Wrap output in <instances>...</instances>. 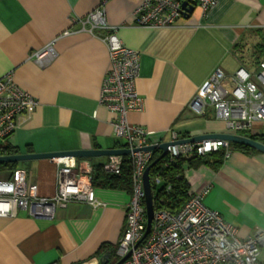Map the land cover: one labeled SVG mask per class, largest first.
Wrapping results in <instances>:
<instances>
[{
  "label": "crops",
  "instance_id": "0c3cea01",
  "mask_svg": "<svg viewBox=\"0 0 264 264\" xmlns=\"http://www.w3.org/2000/svg\"><path fill=\"white\" fill-rule=\"evenodd\" d=\"M103 1L107 23L118 28L126 48L139 54L136 91L143 109L129 113L128 123L150 131L151 145L168 143L171 132L179 140L232 134L211 108L197 116L188 106L215 69L231 76L243 68L254 80L256 62L264 59L257 52L264 44V0H217L206 17L195 9L176 25L159 29L133 25L140 0H0V78L12 73L15 84L37 101L18 119L7 142L16 155L122 150L111 125L115 116L99 103L109 71L104 44L82 32L60 37L76 30L73 21ZM54 40V60L40 66L29 59ZM245 52L249 59L244 62ZM233 135H264V123ZM107 158H75L76 169L88 172L91 180L94 168H102ZM16 164L38 197L55 194L56 166L51 160ZM183 177L191 194L209 187L204 205L233 225L240 237L264 231V154L231 150L217 170L184 166ZM93 188L101 208L70 204L57 209L50 221L23 211L0 218V264L100 262L104 256L95 254L101 245L117 246L131 192Z\"/></svg>",
  "mask_w": 264,
  "mask_h": 264
},
{
  "label": "built area",
  "instance_id": "2783aa9c",
  "mask_svg": "<svg viewBox=\"0 0 264 264\" xmlns=\"http://www.w3.org/2000/svg\"><path fill=\"white\" fill-rule=\"evenodd\" d=\"M216 3L217 0H140L132 13L133 25L149 29L172 27L183 17V4L198 9L200 15L206 17ZM103 6L104 1L84 17L75 19L76 30H67L60 37L86 33L100 40L107 51L109 71L101 85L99 103L114 114L111 124L114 137L129 154L109 156L101 171L119 176L124 157L131 168V194L125 206L124 227L116 256L119 260L127 256L122 264H260L264 231L256 230L240 237L233 225L204 205L209 187L198 193H189L186 201L173 210L152 200L153 218L145 235L143 174L152 152L143 149L152 146L149 144L152 133L127 121L129 113L143 109L136 91L139 54L122 44L117 36L118 28L107 23ZM55 41L32 52L29 59L40 66L54 60L57 56ZM36 106L37 101L15 84L12 73L0 78V146L7 145L18 128V119ZM188 108L197 116L204 115L207 108H211L232 134L248 131L254 124H263L264 59L258 64L254 80L243 68H238L231 76L215 69ZM179 141L176 133L171 132L165 155L169 161L219 151L226 160L231 152L230 143L224 140ZM51 161L56 166V191L51 198L38 197L36 188L26 185L22 169L15 170L7 180L0 179V218H12L18 211H23L31 218L50 221L57 209L70 204H85L92 209L103 207L95 196L88 172L76 169L75 158L62 157ZM149 185L152 198L161 179L153 177L149 179ZM85 264H99V261L90 260Z\"/></svg>",
  "mask_w": 264,
  "mask_h": 264
},
{
  "label": "trees",
  "instance_id": "16d2710c",
  "mask_svg": "<svg viewBox=\"0 0 264 264\" xmlns=\"http://www.w3.org/2000/svg\"><path fill=\"white\" fill-rule=\"evenodd\" d=\"M258 53L261 59L264 58V44L259 45ZM259 64V61L256 62ZM252 140L257 141L264 145V135L250 137ZM122 147V146H121ZM231 150H239L245 154H255V150L246 146L237 144H230ZM17 151L9 145L0 146V157L16 155ZM225 161L223 152H214L204 156H188L185 158H178L169 161L167 156L160 158L158 151L152 152V157L149 166V179L158 176L161 179V185L152 192V200L157 204L162 203V207L173 210L181 206L187 199L189 187L183 177L184 166L191 169H196L200 166H206L212 170H217ZM17 167L16 163H2L0 164V179L7 180L11 177ZM92 186L122 190L127 193L131 192V168L129 166L127 157L123 158L122 172L119 176L106 175L101 172V166H97L93 170L91 176ZM169 186V190H166ZM154 203V205H155ZM117 246L103 244L97 250L95 256H108L107 264H116L119 259L116 256Z\"/></svg>",
  "mask_w": 264,
  "mask_h": 264
},
{
  "label": "water",
  "instance_id": "95a60500",
  "mask_svg": "<svg viewBox=\"0 0 264 264\" xmlns=\"http://www.w3.org/2000/svg\"><path fill=\"white\" fill-rule=\"evenodd\" d=\"M184 14L183 17H189L194 12V7L186 6V4L182 5ZM206 139H219L227 141L231 144H237L241 146H246L250 149H253L259 153L264 154V145L252 140L251 138L242 137L238 135L228 134V135H213V136H199L193 137L186 140H181L178 143H193ZM170 143H163L159 145H152L143 149V151H159L160 158L166 155L167 147ZM129 154L128 150H88V151H74V152H60V153H50V154H20L13 156H5L0 157V164L2 163H20L31 160H52L56 158L62 157H73V158H97L101 156H127ZM152 165L148 166L143 174V188L145 193V214H146V231L145 235L148 234L151 221L153 218V206H152V198H151V190L149 185V170ZM108 256H104L100 259L99 264H107ZM127 256L120 259L116 264H122Z\"/></svg>",
  "mask_w": 264,
  "mask_h": 264
},
{
  "label": "rangeland",
  "instance_id": "374dc122",
  "mask_svg": "<svg viewBox=\"0 0 264 264\" xmlns=\"http://www.w3.org/2000/svg\"><path fill=\"white\" fill-rule=\"evenodd\" d=\"M247 59H249V58H248V56H247V53L245 52V53L243 54V61L245 62Z\"/></svg>",
  "mask_w": 264,
  "mask_h": 264
}]
</instances>
